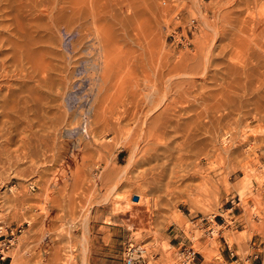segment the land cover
Returning <instances> with one entry per match:
<instances>
[{
	"label": "rangeland",
	"instance_id": "obj_1",
	"mask_svg": "<svg viewBox=\"0 0 264 264\" xmlns=\"http://www.w3.org/2000/svg\"><path fill=\"white\" fill-rule=\"evenodd\" d=\"M51 1L0 0L3 262L263 257L264 0Z\"/></svg>",
	"mask_w": 264,
	"mask_h": 264
},
{
	"label": "built area",
	"instance_id": "obj_2",
	"mask_svg": "<svg viewBox=\"0 0 264 264\" xmlns=\"http://www.w3.org/2000/svg\"><path fill=\"white\" fill-rule=\"evenodd\" d=\"M211 233H212V230H211ZM11 235H12V239L8 241L9 245L6 247V250H9V248L13 246L14 244L13 242L16 239L14 237V231L12 232ZM2 236L3 235H0V238ZM4 251H5L4 249L0 250V256H1L2 261L6 259V257L3 256ZM228 251L230 253V256H232V258L236 257V254H234L231 251V248L229 246H228ZM179 257H180L179 260L181 264H195L198 258V253L195 252V250L192 247L184 248L183 250L179 252ZM123 258H124L125 264H148L149 262L147 250L144 248V246L143 245L141 246L132 240H130L126 244Z\"/></svg>",
	"mask_w": 264,
	"mask_h": 264
},
{
	"label": "crops",
	"instance_id": "obj_3",
	"mask_svg": "<svg viewBox=\"0 0 264 264\" xmlns=\"http://www.w3.org/2000/svg\"><path fill=\"white\" fill-rule=\"evenodd\" d=\"M233 210L232 209H229L228 210V212H232ZM240 215H238V217H239ZM109 218V222L107 221V219ZM115 218H114V215H110V216H104V217H102L101 219H99L98 217L95 219V220H93V222H94V224H93V226L94 225H98L99 226V229L101 230V229H105V228H109V230H110V234H109V236H108V240L109 241H111V240H113V237H114V235H116L115 233H116V231H117V229L115 228V227H123V228H125L124 226H125V224L123 225V226H120L119 224H113L114 222H113V220H114ZM105 225H108V226H111V227H107V226H105ZM125 232H123V234H124ZM117 237V236H116ZM120 237H122V235L120 236L119 235V238ZM126 239V237L125 236H123V238H122V242H121V244H123V245H125V244H127V242H129L130 240H125ZM171 239V241H173V240H177L176 238H170ZM116 241L117 242H120V239H116ZM251 250H255V252L252 254V255H250V254H248L247 255V257H240V258H237L234 262H232L231 264H246L245 262L246 261H248V263L247 264H264V255H263V257L261 256V252H258V248L257 247H255V246H253V247H251L250 248ZM230 255V254H229ZM228 255V256H229ZM201 253H199L198 252V258H197V261L196 262H198V261H200V259H201V257H203V256H201ZM261 256V257H260ZM91 259V258H90ZM231 259H234V258H232V256H231ZM91 262H92V259H91ZM0 264H9V263H7V262H3L1 259H0ZM196 264V263H195Z\"/></svg>",
	"mask_w": 264,
	"mask_h": 264
},
{
	"label": "bare ground",
	"instance_id": "obj_4",
	"mask_svg": "<svg viewBox=\"0 0 264 264\" xmlns=\"http://www.w3.org/2000/svg\"><path fill=\"white\" fill-rule=\"evenodd\" d=\"M32 1V0H31ZM35 1V0H34ZM76 2H78L77 0H75ZM39 2H40V0H39ZM53 2V0L51 1V3ZM59 2V1H58ZM75 3V2H74ZM56 4V3H55ZM54 4V5H55ZM75 4H77V3H75ZM74 4V5H75ZM79 4L81 5V3L79 2ZM38 5V4H37ZM75 6H79V5H75ZM38 7V6H37ZM56 7V6H55ZM39 9V8H38ZM82 12V11H81ZM244 27V26H243ZM253 33V32H252ZM210 55V54H209ZM209 55H208V58H209ZM204 56V55H203ZM205 56H207V55H205ZM105 57V56H104ZM190 58V57H189ZM201 66V65H200ZM205 67V66H204ZM206 68V67H205ZM195 71V70H194ZM197 71V70H196ZM170 80V79H169ZM192 83V82H191ZM112 111V110H111ZM212 219V218H211ZM213 221H214V219H212ZM214 226H217V227H219V225L217 224V223H215L214 224ZM216 233H218V231L217 230H215V233L214 234H216Z\"/></svg>",
	"mask_w": 264,
	"mask_h": 264
},
{
	"label": "water",
	"instance_id": "obj_5",
	"mask_svg": "<svg viewBox=\"0 0 264 264\" xmlns=\"http://www.w3.org/2000/svg\"><path fill=\"white\" fill-rule=\"evenodd\" d=\"M133 200L137 202V201H138V197H134V199H133Z\"/></svg>",
	"mask_w": 264,
	"mask_h": 264
}]
</instances>
